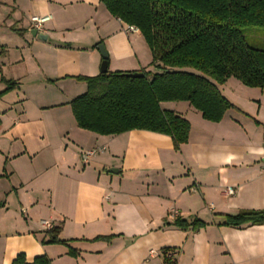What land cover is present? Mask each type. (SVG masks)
I'll return each mask as SVG.
<instances>
[{
  "label": "crops",
  "instance_id": "obj_1",
  "mask_svg": "<svg viewBox=\"0 0 264 264\" xmlns=\"http://www.w3.org/2000/svg\"><path fill=\"white\" fill-rule=\"evenodd\" d=\"M35 15L49 16L45 39L33 34ZM100 45L108 71L152 66L141 32L102 0H0V93L4 79L17 82L0 95V264L20 253L50 264H161L165 249L176 251L170 264H264V222L223 224L264 209V88L217 84L235 106L219 122L188 101L162 102L191 124L179 149L150 130L101 135L80 128L70 105L87 91L75 77L101 74ZM56 226L65 243L48 242Z\"/></svg>",
  "mask_w": 264,
  "mask_h": 264
},
{
  "label": "trees",
  "instance_id": "obj_2",
  "mask_svg": "<svg viewBox=\"0 0 264 264\" xmlns=\"http://www.w3.org/2000/svg\"><path fill=\"white\" fill-rule=\"evenodd\" d=\"M109 12L137 28L148 44L158 69H142L143 77L116 70L97 76H76L87 83V91L71 102L80 128L101 135L144 129L170 135L174 146L189 140L190 122L166 101H188L205 119L219 122L234 104L217 84L234 77L249 87L264 88V49L247 43L243 27H264V0H102ZM21 33V30H18ZM6 83L4 94L17 85ZM264 222L263 210H242L226 215L225 225ZM179 226L205 225L177 218ZM60 226L48 230L49 243H65ZM97 239H110L98 237ZM166 250V249H165ZM46 256L27 260L20 253L11 264H50ZM167 264L170 262L167 260Z\"/></svg>",
  "mask_w": 264,
  "mask_h": 264
},
{
  "label": "built area",
  "instance_id": "obj_3",
  "mask_svg": "<svg viewBox=\"0 0 264 264\" xmlns=\"http://www.w3.org/2000/svg\"><path fill=\"white\" fill-rule=\"evenodd\" d=\"M49 19V16H32L31 17V22L33 24V27L35 29H37L38 31L42 30L43 27H44V24L45 22ZM129 30L131 31H136L138 30L137 28L135 27H131L129 26ZM105 150V147H97V148H92L90 150H87L84 152V161L85 162H88L90 160V158H92L93 156H96L97 154L103 152ZM227 192L229 194H235L236 193V189L233 188V187H228L227 188ZM158 251L157 250H154L152 249L150 251V254L152 256H154L155 254H157ZM175 254H176V251L175 250H170V249H167V250H163L162 253H161V256H162V263L161 264H167L166 261L168 260L170 263L174 261V258H175Z\"/></svg>",
  "mask_w": 264,
  "mask_h": 264
},
{
  "label": "rangeland",
  "instance_id": "obj_4",
  "mask_svg": "<svg viewBox=\"0 0 264 264\" xmlns=\"http://www.w3.org/2000/svg\"><path fill=\"white\" fill-rule=\"evenodd\" d=\"M243 34L246 38L247 43L256 48L264 49V27L260 26H246L243 27ZM151 75L158 71L156 67H149Z\"/></svg>",
  "mask_w": 264,
  "mask_h": 264
},
{
  "label": "water",
  "instance_id": "obj_5",
  "mask_svg": "<svg viewBox=\"0 0 264 264\" xmlns=\"http://www.w3.org/2000/svg\"><path fill=\"white\" fill-rule=\"evenodd\" d=\"M33 34L34 35H37L38 34V30L35 29L33 31ZM40 38H44L45 39V34H42V33H39L38 34ZM99 50L103 56V61H102V64H101V73H107L108 72V62H109V54L106 50V48L103 46V45H100L99 46ZM129 77L131 78H138V77H143L144 76V73L143 72H129L127 74ZM112 172H117V170L115 169H112L111 170Z\"/></svg>",
  "mask_w": 264,
  "mask_h": 264
}]
</instances>
